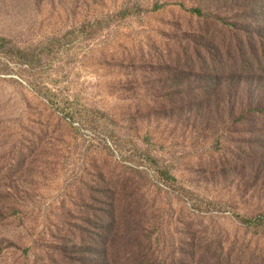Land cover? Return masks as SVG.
<instances>
[{
	"label": "rangeland",
	"instance_id": "rangeland-1",
	"mask_svg": "<svg viewBox=\"0 0 264 264\" xmlns=\"http://www.w3.org/2000/svg\"><path fill=\"white\" fill-rule=\"evenodd\" d=\"M262 108L264 0H0V264H264Z\"/></svg>",
	"mask_w": 264,
	"mask_h": 264
},
{
	"label": "trees",
	"instance_id": "trees-1",
	"mask_svg": "<svg viewBox=\"0 0 264 264\" xmlns=\"http://www.w3.org/2000/svg\"><path fill=\"white\" fill-rule=\"evenodd\" d=\"M195 11L201 13L199 10H195ZM259 105H261V103ZM262 110H264V108H262L260 111H262ZM244 115H245V113H243L241 116H244Z\"/></svg>",
	"mask_w": 264,
	"mask_h": 264
}]
</instances>
